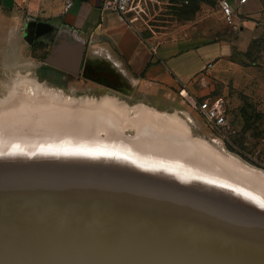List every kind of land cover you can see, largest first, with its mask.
<instances>
[{
    "label": "water",
    "instance_id": "water-1",
    "mask_svg": "<svg viewBox=\"0 0 264 264\" xmlns=\"http://www.w3.org/2000/svg\"><path fill=\"white\" fill-rule=\"evenodd\" d=\"M57 73L36 66L0 99V264H264L263 181L190 131L182 143L143 139L137 111L113 98L126 119L102 106L116 119L99 122L79 104L107 96L67 99ZM36 86L46 106L19 110L30 99L12 89Z\"/></svg>",
    "mask_w": 264,
    "mask_h": 264
},
{
    "label": "crops",
    "instance_id": "crops-1",
    "mask_svg": "<svg viewBox=\"0 0 264 264\" xmlns=\"http://www.w3.org/2000/svg\"><path fill=\"white\" fill-rule=\"evenodd\" d=\"M229 1L239 14L257 6V0ZM65 3L0 0V74L40 65L77 79L98 73L125 91L135 88L171 105L178 89L221 53L214 42L187 34L145 35L118 11L103 9L102 0H73L68 9Z\"/></svg>",
    "mask_w": 264,
    "mask_h": 264
},
{
    "label": "rangeland",
    "instance_id": "rangeland-1",
    "mask_svg": "<svg viewBox=\"0 0 264 264\" xmlns=\"http://www.w3.org/2000/svg\"><path fill=\"white\" fill-rule=\"evenodd\" d=\"M252 4L254 2L246 6ZM240 10L242 12L243 7ZM245 12L239 14L236 9L233 22H229L223 15L220 0H147L129 14L145 35L187 34L189 39L196 37L205 44L214 42L212 44L221 48V53L191 84L178 89L177 98L171 105L167 101L168 105L166 102L155 103L135 88L125 91L115 79L108 78H102L101 82L111 89L95 86L91 81L94 78L80 77L72 78L67 83L68 88L59 85V91L66 93L67 99L113 98L128 107L129 115L136 113L135 104H155L177 114L195 137L219 149L223 147V152L232 154L243 164L264 171V0H257V6ZM237 13L239 17H236ZM33 71L34 67H30L0 74V99L8 95L16 77H29ZM44 85L48 89L53 87L49 83ZM26 91L31 93L33 90L28 86ZM207 97H218L224 104L227 123L220 129L207 123L194 107L195 101ZM125 131L134 133L132 127Z\"/></svg>",
    "mask_w": 264,
    "mask_h": 264
},
{
    "label": "bare ground",
    "instance_id": "bare-ground-1",
    "mask_svg": "<svg viewBox=\"0 0 264 264\" xmlns=\"http://www.w3.org/2000/svg\"><path fill=\"white\" fill-rule=\"evenodd\" d=\"M18 84H22L23 86H28L31 84V81L28 79H23L21 81L18 82ZM16 89L13 88L10 96L11 97H16V99H20V98H29L30 101L27 102L28 100L24 99L22 102H19V105L17 108H19V110H25V109H40L43 108V106H46V104H40L38 105V103L34 102L33 99H43L44 98V94L42 92V88H40V86H36L34 87V94L33 95H26L24 93L21 92H16ZM49 97L55 100V103L50 105L51 107H58L60 106L58 104L59 99L61 98V96H59L55 91H50L49 93ZM10 99V97L8 98ZM7 99L3 100V102H5ZM21 100V99H20ZM26 100V101H25ZM19 101V100H17ZM15 101V102H17ZM25 101V102H24ZM58 101V102H57ZM83 103H80L79 105H82L83 107H85V109L87 110L86 113H96L97 115H101L103 113V115L101 116V118H103V120L106 121H99V122H107V123H111L112 120L116 119L114 118V113L107 112L106 109H104L102 106H105L107 109L109 110H115V109H119L121 110L120 114L124 111L122 110V107H119L120 103L110 99L109 97H104L101 98L99 100L96 99H87V100H83ZM18 103V102H17ZM65 104H69V105H73V102H66ZM93 108V109H90ZM137 110V119L134 120V125L140 129H142L143 132V139H157L158 141L163 142V144L161 145H169L170 143H177V142H181L182 140L184 141H190L188 138V134L189 133V127L187 125V123L184 122L183 119H181L177 114L175 113H167V112H161L158 110H155L154 108L147 106V105H137L136 107ZM104 111H103V110ZM94 110V111H93ZM45 110L42 111V113H40V116L45 115L44 113ZM3 113H7L6 111H3ZM123 115V116H122ZM122 115H120V117H122L124 120L126 119V116L122 113ZM118 116V115H116ZM43 117V116H42ZM146 120V122H145ZM141 126V127H140ZM146 133H150L148 134V137H146L147 135H145ZM157 134V135H155ZM157 137V138H154ZM186 143V142H185ZM195 145L197 147H199L200 149H205L203 147V144L201 142H194ZM206 145V144H205ZM221 153L219 154V159L221 161H223L225 164L229 163L232 166H236L239 169H242L244 171H247L248 173H250L251 175L257 177L260 179V181L264 182V171L262 170H257L255 168H251L249 166H247L246 164H243V162H241L240 160H238L236 157H234L232 154H227L223 151L224 148H221ZM235 169V168H234Z\"/></svg>",
    "mask_w": 264,
    "mask_h": 264
},
{
    "label": "built area",
    "instance_id": "built-area-1",
    "mask_svg": "<svg viewBox=\"0 0 264 264\" xmlns=\"http://www.w3.org/2000/svg\"><path fill=\"white\" fill-rule=\"evenodd\" d=\"M73 3V0H66L65 7L68 9ZM147 0H102L101 6L103 9H113L120 13L121 17L133 21L135 18L129 17L132 11L141 8ZM220 7L224 17L229 22L234 20V10L232 3L229 0H220ZM194 107L198 110L200 115L210 125L220 129L227 123V116L224 104L221 99L210 97L204 98L201 101H195Z\"/></svg>",
    "mask_w": 264,
    "mask_h": 264
},
{
    "label": "flooded vegetation",
    "instance_id": "flooded-vegetation-1",
    "mask_svg": "<svg viewBox=\"0 0 264 264\" xmlns=\"http://www.w3.org/2000/svg\"><path fill=\"white\" fill-rule=\"evenodd\" d=\"M58 74V73H57ZM56 76V75H55ZM94 78V81L93 80H91V79H93ZM102 78H105L103 75H100V74H91L90 75V77H89V79L92 81V82H95V83H97V84H100L101 86H104V87H106V88H109V89H111V87H109V86H107V85H104V83H102L101 82V79ZM58 79V78H57ZM71 77L70 76H66L65 77V81H67V82H69V81H71ZM96 79V80H95Z\"/></svg>",
    "mask_w": 264,
    "mask_h": 264
},
{
    "label": "snow or ice",
    "instance_id": "snow-or-ice-1",
    "mask_svg": "<svg viewBox=\"0 0 264 264\" xmlns=\"http://www.w3.org/2000/svg\"><path fill=\"white\" fill-rule=\"evenodd\" d=\"M261 207H264V203H261V205H260Z\"/></svg>",
    "mask_w": 264,
    "mask_h": 264
}]
</instances>
